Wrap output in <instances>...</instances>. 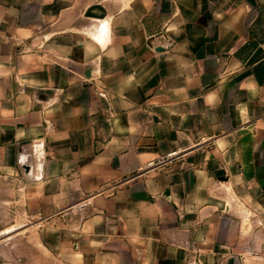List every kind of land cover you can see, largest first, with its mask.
Here are the masks:
<instances>
[{
  "label": "crops",
  "instance_id": "crops-1",
  "mask_svg": "<svg viewBox=\"0 0 264 264\" xmlns=\"http://www.w3.org/2000/svg\"><path fill=\"white\" fill-rule=\"evenodd\" d=\"M21 231L45 264H264V0H0Z\"/></svg>",
  "mask_w": 264,
  "mask_h": 264
},
{
  "label": "rangeland",
  "instance_id": "rangeland-1",
  "mask_svg": "<svg viewBox=\"0 0 264 264\" xmlns=\"http://www.w3.org/2000/svg\"><path fill=\"white\" fill-rule=\"evenodd\" d=\"M38 238L27 231L0 235V264H45L46 251L36 245Z\"/></svg>",
  "mask_w": 264,
  "mask_h": 264
},
{
  "label": "built area",
  "instance_id": "built-area-1",
  "mask_svg": "<svg viewBox=\"0 0 264 264\" xmlns=\"http://www.w3.org/2000/svg\"><path fill=\"white\" fill-rule=\"evenodd\" d=\"M262 260L264 261V258H262ZM194 264H199V263H194Z\"/></svg>",
  "mask_w": 264,
  "mask_h": 264
},
{
  "label": "water",
  "instance_id": "water-1",
  "mask_svg": "<svg viewBox=\"0 0 264 264\" xmlns=\"http://www.w3.org/2000/svg\"><path fill=\"white\" fill-rule=\"evenodd\" d=\"M27 170V169H26Z\"/></svg>",
  "mask_w": 264,
  "mask_h": 264
}]
</instances>
